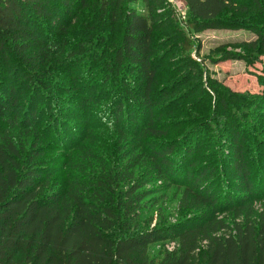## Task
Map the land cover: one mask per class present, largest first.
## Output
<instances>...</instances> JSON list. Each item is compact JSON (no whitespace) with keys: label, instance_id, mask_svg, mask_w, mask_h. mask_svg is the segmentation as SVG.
<instances>
[{"label":"trees","instance_id":"1","mask_svg":"<svg viewBox=\"0 0 264 264\" xmlns=\"http://www.w3.org/2000/svg\"><path fill=\"white\" fill-rule=\"evenodd\" d=\"M182 1L180 28L166 0H0V264H264V142L242 144L264 113V0ZM207 29L255 35L211 59L259 63L260 90L194 72Z\"/></svg>","mask_w":264,"mask_h":264},{"label":"rangeland","instance_id":"2","mask_svg":"<svg viewBox=\"0 0 264 264\" xmlns=\"http://www.w3.org/2000/svg\"><path fill=\"white\" fill-rule=\"evenodd\" d=\"M174 10V16L176 21L179 24V27L181 28L184 26L185 22V17H186V5L185 3L180 0L178 2H167ZM185 30V29H183ZM194 38H196L200 45L197 46V41L195 40V46H196V51L192 50L190 52L191 58H193L196 62L199 63V67L194 69V72H202V78L205 79V77H209L212 79H217L218 81H221L224 85L227 87L231 88L232 90L236 91H242V90H251L252 92L260 90V86L258 85V80L252 73L258 72L260 68V64L257 63L253 66L249 65L243 60H220L217 64H214L212 62V57L211 53L221 52V48H224V50H229V51H239L236 46H233V43L235 42H240V41H250L255 38V35L251 32L248 31H233V30H227V29H207L205 31H202L200 33H195L193 35ZM176 47L171 51L168 59L166 60L167 62H175L179 57H181L182 51L180 50V42L176 41ZM199 50H198V49ZM221 56V55H220ZM262 56V55H261ZM22 101V99H21ZM247 125L252 126V129L255 130V135L254 136H247L245 137L246 142L242 143L243 146L247 149L245 154L246 156H258L257 152H252V150L256 147L259 143L264 142V113L258 114L257 117H252L248 116L247 119ZM261 121V123H260ZM81 124H76L75 126L77 128H74L76 131H74V136L77 134H80L81 132ZM6 124L3 122H0V128H4ZM260 126V127H259ZM202 134V132L200 133ZM207 140L210 142H207V145H204L203 147H207L205 149V152L202 151V154H200L199 157L203 156H208L213 153L215 154L216 152V145H214L213 140L215 139L214 136L212 135H207L206 136ZM70 142H73L74 139L68 138L67 139ZM55 144V141L52 139L46 140L45 145H44V155L43 158L46 160L47 164H44L43 167L47 169H53L56 172H60L61 170V162L63 161V153L59 150H56L53 146ZM225 151H227V156L230 154L227 146L224 147ZM214 151V152H212ZM259 152V151H258ZM224 153V151H223ZM260 157V156H259ZM203 162H207L208 164L213 165H219V161H214V157L210 160H207L203 158ZM213 164V165H212ZM252 171L258 173V167H253ZM225 172V171H224ZM220 173H217V175ZM232 178L229 175V172L224 173V177H219V176H214L211 181V185L217 187L218 189V199L221 201L224 198L225 191L223 190V187L228 190H231L232 183L231 182ZM227 182V183H226ZM264 184V183H263ZM153 186L154 183H153ZM204 186V185H203ZM173 188L169 186L165 189V193L163 195V191L160 193H156L152 195L150 198L151 200L157 199V206L162 205L164 202L170 201L172 204L176 200V194L173 193ZM233 189V188H232ZM233 193L237 196H240L244 194L243 190L238 189L237 191H233ZM262 200L261 202H263ZM261 202H258L260 204ZM261 207V206H260ZM171 221H174L172 217H170ZM174 240H164L160 241L157 243H153L149 246V253L151 256H156L157 253L163 249H171L174 246Z\"/></svg>","mask_w":264,"mask_h":264},{"label":"built area","instance_id":"3","mask_svg":"<svg viewBox=\"0 0 264 264\" xmlns=\"http://www.w3.org/2000/svg\"><path fill=\"white\" fill-rule=\"evenodd\" d=\"M167 2H178V1H180V0H166Z\"/></svg>","mask_w":264,"mask_h":264}]
</instances>
